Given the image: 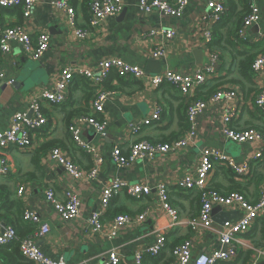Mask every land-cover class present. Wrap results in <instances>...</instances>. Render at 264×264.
Wrapping results in <instances>:
<instances>
[{
    "label": "crops",
    "instance_id": "crops-1",
    "mask_svg": "<svg viewBox=\"0 0 264 264\" xmlns=\"http://www.w3.org/2000/svg\"><path fill=\"white\" fill-rule=\"evenodd\" d=\"M55 1L36 0L27 21L19 8L1 9V22L5 27L22 26L32 37L46 33L49 49L37 61L26 56L16 42L9 43L7 52L0 50V72L5 75L0 79V132L9 128L15 114H30L32 99L42 90L52 88L60 70L65 67L82 66L95 70L100 62L119 59L145 71L148 62L152 61L148 72H157L160 67V73L170 69L181 75H194L209 65L212 51L218 55V64L215 73L206 77L205 85L193 93L194 100H205L208 104L197 118L196 135L187 147L156 156L151 161H136L126 168H119L112 160V149L117 146L123 156H127L129 146L135 141L157 144L178 140L188 127L186 101L174 86L163 84L154 88L146 78L129 79L111 70L100 89L93 87L95 93L97 90L114 92L104 105V135H97L92 128H84L83 131V138L102 157L94 180H72L63 168L47 159L52 148H59L82 170L87 171L93 166L91 156L74 145L68 132L69 124L78 116L94 115L91 110L93 94L85 81L75 76L63 105L42 103L46 125L31 134V148H10L5 152L11 172L0 176L1 219L6 225L20 228V237L33 240L47 258L65 264L83 261L100 264L114 250L120 264H135V254L152 246L158 232L165 234V247L157 264H168L173 246L188 239L192 240L193 259L221 250L214 230L219 229L224 220L237 222L242 212L233 207L216 206L213 210H220L212 211V230L193 231L188 222L198 215V192L182 190L178 182L183 176L195 173L203 149H217L237 164L248 162L249 173L237 177L229 168L216 165L209 175L208 187L222 195L239 192L252 204L259 199L264 186V115L255 106L254 100L264 89V70L256 75L250 64L264 53V0H257L260 21L246 31L245 40L237 35L247 11L245 0H219L224 3L225 14L218 23L211 25L213 42L208 48L199 35L205 27L200 18L206 13L208 0H189L180 18L167 17L158 12L145 14L140 10V0H123L122 12L105 19L96 28L89 25V0H70L69 6L75 19L73 26L69 24L66 12L53 5ZM161 28L174 31V39L164 42L158 37H148L150 31ZM76 30L86 32V37H77ZM158 48L164 49L165 55L154 59L152 54ZM9 81L13 83L8 84ZM221 90L234 92L236 98L230 102L211 101L210 98ZM157 108L161 109L160 120L132 135L130 125L149 117ZM226 110L232 113L228 125L231 129L256 130L262 140L243 144L225 140L223 115ZM258 152L263 156L256 160L254 156ZM113 180H121L128 185L141 184L152 191L148 196L137 199L125 191L120 192L101 216V231L95 232L89 218L100 209L102 190ZM158 184L168 188L170 205L178 216L177 224H173L162 208L154 190ZM19 186L25 190L20 197L17 195ZM48 190H52L58 200H63L65 192H74L81 202L78 216L69 222L63 221L46 199ZM16 202L23 210L30 209L40 215L49 229L47 235L37 238L38 228L23 223L21 212L15 208ZM143 213L146 215L141 223L123 226L114 237L110 236L111 223L116 216L134 218ZM8 246L0 249V264L14 263L15 258L5 256L11 253ZM237 246L239 254L235 260L218 264H248L257 250H264V218L257 219L248 232L238 236ZM152 260L145 256L143 264H155ZM259 264H264V256H261Z\"/></svg>",
    "mask_w": 264,
    "mask_h": 264
},
{
    "label": "built area",
    "instance_id": "built-area-1",
    "mask_svg": "<svg viewBox=\"0 0 264 264\" xmlns=\"http://www.w3.org/2000/svg\"><path fill=\"white\" fill-rule=\"evenodd\" d=\"M70 0H57L53 5L66 12L71 26L74 25V11L69 6ZM257 0H246L247 12L243 18L242 27L237 35L241 40L246 39V31L255 26L260 21V11ZM36 0H0V50L5 53L9 49L10 42L18 43L26 56L33 61L39 60L49 49V36L41 33L32 37L24 27H5L1 22V9L20 8L24 20H29ZM189 0H140V10L145 14L158 12L167 17L180 18L184 14ZM123 0H93L89 6L90 21L92 28L99 26L107 18L120 14L123 10ZM225 14L224 3L219 0H208L206 3V13L200 18L205 24L204 29L199 34L204 45L213 42V27L211 25L218 23ZM208 22L210 25L208 26ZM75 34L79 38H85L87 33L82 30H76ZM175 32L170 29H157L149 32L151 38H161L164 42H170L175 37ZM165 55L164 49L154 50L152 58L161 59ZM210 63L207 67L198 70L194 75H181L175 71L167 69L158 74H147L142 68L127 64L119 59H110L98 63L95 70L84 68L82 66L62 68L58 74L55 85L47 90L39 92L30 102L29 113H17L11 118L10 126L5 132H0V176H7L11 172L10 164L5 152L10 148L28 150L32 146L31 134L46 125V119L42 114L41 105L43 102L54 106L63 105L68 99V88L74 77L87 80L92 87L100 89L103 82L107 79L111 70H116L121 76L134 80L148 79L151 87H159L163 84L174 86L186 101V119L188 127L181 138L170 143L153 144L148 141H135L129 146L127 156H123L119 147H114L111 151V158L119 168H126L136 161L154 160L156 156L166 155L181 149H185L193 137L196 135V121L207 106L205 100H194L193 93L196 89L206 83V77L215 73L216 64H218V55L212 51ZM251 70L258 74L264 70V53L258 55L252 65ZM5 75L0 72V79ZM12 84L9 81L8 84ZM114 96V92L97 90L91 100V110L94 115H99L101 119L92 116H78L68 126V132L74 145L80 150L91 156L93 166L85 171L79 168L69 159L59 148L51 149L47 154V159L64 169L65 173L75 181L83 179L94 180L97 177L99 166L102 164V157L97 149L83 138L84 128H92L94 132L103 136L106 129L104 120V105L106 101ZM236 98L232 91H218L211 98V101L230 102ZM255 106L264 115V89L261 90L254 100ZM161 109L157 108L149 117L131 124L129 131L132 135L140 132L142 127H149L153 122L160 120ZM232 113L226 110L223 115V121L226 128L223 130L225 140L235 143H253L262 140L261 134L253 129L236 131L228 125L231 122ZM260 152L256 153V160L262 159ZM216 165L229 168L237 177H244L249 173L250 165L248 162L237 164L232 158L221 150L206 148L199 155L196 171L193 175L187 174L178 182L179 187L185 191H197L200 199V208L197 217L191 219L188 224L193 231L212 230V211L216 206L224 208H237L242 212V217L237 222H224L221 227L214 230L218 236L221 250L213 251L209 255L203 254L193 259L192 240H184L172 249L174 258L173 264H218L219 262H230L238 257V236L248 232L249 228L259 218H264V186L260 190V196L256 203L248 202L245 197L239 193L233 192L222 195L216 190L208 187V178ZM163 210L172 219L173 224H177L178 216L169 202V191L166 185L158 184L155 187ZM22 186L18 187L17 195L20 197L24 193ZM125 191L132 198L148 196L151 189L141 184L128 185L121 180H113L103 188L100 200V209L93 212L89 218V224L95 232L102 229L101 216L108 207L110 201L120 192ZM46 199L54 206L60 218L69 222L75 219L79 214L80 199L72 191L64 193L63 200H58L52 190L46 192ZM146 214L136 217L129 215L116 216L112 223L110 236L114 237L116 232L123 226L141 223ZM21 220L29 225L38 228L37 238L42 239L48 234L49 229L43 224L40 215L30 209H24L21 214ZM0 249L12 244L18 240L16 230L11 225H6L0 217ZM165 247V234L156 233L155 243L149 246L145 251H139L134 256L135 264H143L145 256L157 257ZM19 252L21 256L30 264H65L63 261L54 262L47 258L38 249L33 240L29 237L19 240ZM261 256H264V250H257L248 264H259ZM120 258L117 252H109L100 264H120ZM78 264H90L83 261Z\"/></svg>",
    "mask_w": 264,
    "mask_h": 264
},
{
    "label": "trees",
    "instance_id": "trees-1",
    "mask_svg": "<svg viewBox=\"0 0 264 264\" xmlns=\"http://www.w3.org/2000/svg\"><path fill=\"white\" fill-rule=\"evenodd\" d=\"M93 0H89L88 2H89V4H88V6H87V8H89V5H90V3L92 2ZM245 2H246V0H245ZM246 8H247V6H246ZM20 9V8H19ZM247 12V11H246ZM243 19V18H242ZM254 61V60H253ZM252 63L253 62H251V64H250V69H251V65H252ZM83 79V78H82ZM84 81H85V83L87 84V86L90 88V90H91V92H92V94H93V96L96 94L95 93V91H94V88L90 85V83L87 81V80H85V79H83ZM211 92V91H210ZM209 92V93H210ZM213 92V91H212ZM215 93V92H214ZM214 93H212V94H214ZM211 94V95H212ZM207 95H208V93H207ZM210 95V96H211ZM93 96L91 97V100H92V98H93ZM95 118H98V119H101L100 118V116L99 115H93ZM53 149V148H52ZM232 172V171H231ZM233 173V172H232ZM234 174V173H233ZM210 189H213V188H210ZM213 190H215V189H213ZM237 193H239V192H237ZM197 201L199 202L200 201V199H199V194L197 195ZM15 208H16V210L18 211V212H21L20 213V216H21V214H22V206L20 205V203L19 202H16L15 204ZM199 205H200V202H199ZM1 207H2V203L0 204V209H1ZM200 208V207H199ZM22 222V221H21ZM24 223V222H23ZM25 224V223H24ZM13 226V225H12ZM14 228H15V230H16V234H17V238H18V241L19 240H21V239H23V237L21 238L20 237V235H19V232H20V228H18V229H16V227L15 226H13ZM25 238V237H24ZM18 241H14L12 244H10V246H8V248H10V250H11V253L10 254H6L5 256L8 258L9 257V259L10 258H15L14 259V263L13 264H28V263H26L25 261H24V259L21 257V254H20V252H19V242ZM174 247V246H173ZM173 249V248H172ZM171 253H172V250H171ZM162 257H163V254L161 253V255H159V256H157V257H151V259H153L152 261H154L155 262V264H157L158 262H159V260L160 259H162ZM12 261V260H11ZM167 262H168V264H173V262H174V258H173V256L171 257V258H168V260H167Z\"/></svg>",
    "mask_w": 264,
    "mask_h": 264
},
{
    "label": "water",
    "instance_id": "water-1",
    "mask_svg": "<svg viewBox=\"0 0 264 264\" xmlns=\"http://www.w3.org/2000/svg\"><path fill=\"white\" fill-rule=\"evenodd\" d=\"M196 55H198L199 53H195ZM150 64H151V66H152V64H153V62L152 61H149L148 62V66L146 67V70H145V72L147 73V74H158V73H160V67L156 70L157 72H152V71H150V72H148V68L150 67ZM157 66H159V65H157ZM29 116H30V114H29ZM220 209L219 208H215L214 210H213V213H215V212H217V211H219ZM224 222H226V220H224L223 222H222V224L224 223Z\"/></svg>",
    "mask_w": 264,
    "mask_h": 264
}]
</instances>
